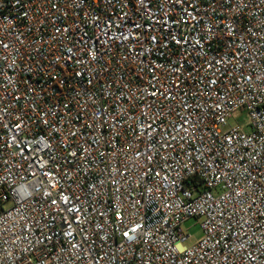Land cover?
<instances>
[{"label":"built area","instance_id":"obj_1","mask_svg":"<svg viewBox=\"0 0 264 264\" xmlns=\"http://www.w3.org/2000/svg\"><path fill=\"white\" fill-rule=\"evenodd\" d=\"M0 264H264V0H0Z\"/></svg>","mask_w":264,"mask_h":264},{"label":"rangeland","instance_id":"obj_2","mask_svg":"<svg viewBox=\"0 0 264 264\" xmlns=\"http://www.w3.org/2000/svg\"><path fill=\"white\" fill-rule=\"evenodd\" d=\"M247 114L240 113L236 117H231L228 119V127H242L245 131H249L250 127L247 126ZM184 230L190 234V240L185 242V245H191L200 240L203 236V231L201 228V219L192 218L186 221L183 225Z\"/></svg>","mask_w":264,"mask_h":264}]
</instances>
